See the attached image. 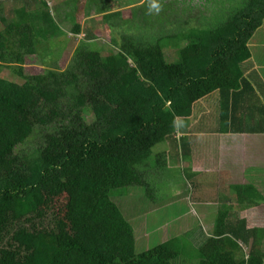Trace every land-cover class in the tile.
<instances>
[{"label": "trees", "instance_id": "16d2710c", "mask_svg": "<svg viewBox=\"0 0 264 264\" xmlns=\"http://www.w3.org/2000/svg\"><path fill=\"white\" fill-rule=\"evenodd\" d=\"M24 1L8 17L0 0V264H186L189 247L195 264H264V228L223 213L222 202L201 244L191 240L195 229L185 217L172 237L137 252L135 227L111 197L149 186L145 169L161 168L152 159L161 142L186 171L185 162L206 149L189 132H264V101L245 76L249 42L264 31V0H207L206 10L156 39L128 34L137 27L114 9L119 0H84L87 16L92 8L108 25L115 49L103 55L86 30L64 69L53 40L62 18L72 22L73 37L81 33L80 0H38L33 10L35 0ZM158 5L140 6L132 17L140 12L147 28L168 22L173 5ZM30 57L43 72L25 73ZM4 69L19 80L4 78ZM205 122L210 129H198ZM204 224L196 231L206 233Z\"/></svg>", "mask_w": 264, "mask_h": 264}, {"label": "rangeland", "instance_id": "374dc122", "mask_svg": "<svg viewBox=\"0 0 264 264\" xmlns=\"http://www.w3.org/2000/svg\"><path fill=\"white\" fill-rule=\"evenodd\" d=\"M134 4L128 3L127 0H119L117 2V6H114L115 10H121L123 15V20L126 21L127 24L133 25L137 27L135 30H131L128 32L129 35L132 33H142L146 34L147 37L151 36L152 38H158L163 35L165 32H175L178 31L176 28L182 25L187 15H197L199 10H206L208 8L207 0H135ZM155 1L160 4L164 2L165 4L171 3L173 5V13L169 15L166 20V23H154L153 27H145L141 21V17H139L140 12H136V15L132 17V12L134 9H138L140 6H145L148 9V6H153L152 4ZM26 3L24 0H2V11L1 14L4 16L10 17L12 14V9L14 7H19L23 3ZM150 3L147 5V3ZM33 5L32 10L35 7L40 8L41 3L38 0L32 1ZM50 6H58V3L55 0L49 1ZM61 6V5H60ZM91 11V12H90ZM144 11V10H143ZM147 11V10H145ZM90 15L87 16V13L84 9V0H80L78 4V10L75 11V19L81 25V33L75 37L70 32L72 28V22L70 20H66L62 18V33L56 32L59 35L58 39L55 37L53 40L57 43L58 48L62 49L60 56L57 58V65L64 69L68 62L71 60L73 55V50L79 42V39L82 38L86 32V30L92 31V41L95 44V47L102 51L103 55L107 54L109 49L112 51L115 48L110 45L112 33H110V29L107 24L102 21L97 20L96 11L92 8L89 10ZM148 12V11H147ZM57 12L53 11V15L56 16ZM61 13L60 16H62ZM163 16V15H162ZM164 17V16H163ZM99 18V17H98ZM203 18V17H202ZM201 18V19H202ZM58 19V17H57ZM200 19V20H201ZM208 19V18H207ZM204 20L202 19L201 22ZM118 22V19H117ZM196 22V21H194ZM207 24V21H204ZM188 25H192L189 23ZM187 25V26H188ZM3 27V23L0 20V28ZM116 32V31H115ZM67 34V35H66ZM116 40L119 42V33L116 32ZM180 42V41H179ZM181 44L186 43V40L180 42ZM255 50H258L257 48ZM173 50H168L167 55L169 57H173ZM256 53V51H255ZM45 65V64H44ZM44 66L43 63L37 57H30L25 61L24 71L26 74L43 72ZM11 70L4 69L2 72V76L8 80L17 81L19 78L12 74ZM86 119L91 122L92 115L89 113L86 116ZM187 126L190 125V122L185 120ZM206 124V125H205ZM203 126H200L198 129L207 128L210 129V124L205 122ZM193 127H197L196 124H193ZM163 146H166L164 150H162ZM162 152H166V155H162V157H158ZM168 153V156H167ZM153 154L157 155V157H152V159L157 163L161 168L156 171L154 169H145V180L149 184L146 188L144 186H128L122 189H118L112 197L114 202L119 206L125 218L135 227V238H136V251L141 252L149 247L159 244L164 239L172 237V233L175 229V224L180 222L182 226L185 224V220L182 222L178 219L181 217L187 216L189 220V224L192 229H195V233L200 226H202V222L198 219L201 215L199 212V207L196 205H190L189 207L184 200L178 201L180 192L184 189L188 191L190 195L194 197V192L196 191V186L199 187L200 184L204 181L210 182L212 180L218 181L220 178V174L217 172L211 171L210 166L212 165L211 156H206V161L208 164L206 166L207 170H210L208 173L205 172H192L191 168L186 169V171H181L177 167V161L172 151L169 152V149L165 142H161L158 145L154 146ZM166 156V157H165ZM211 159V160H210ZM168 161L172 162L168 164ZM149 162V160L147 161ZM162 163H165L164 165ZM151 165V164H150ZM191 167V166H190ZM161 169V170H160ZM207 172V171H206ZM206 177V180H203ZM254 180L259 182V179L253 176ZM223 179L219 180L221 184ZM157 187V189H155ZM264 191V189H263ZM222 192V191H221ZM220 192V196H221ZM196 198V197H194ZM203 199V198H202ZM208 199L212 204L206 206V208H211L208 216L210 220H213L216 214L217 206L213 204V198L209 196ZM190 212V216L187 215V212ZM179 213L181 215L179 216ZM257 216L256 214H252L250 217ZM192 217V218H189ZM252 221V220H251ZM264 221V220H262ZM188 223H186L187 226ZM179 227V225H178ZM184 228H186L184 226ZM203 232L205 233V229L203 226ZM194 245L197 246L201 244L200 237L195 236L191 238ZM186 254L182 255L181 258L185 259L186 264H195L196 261L192 260V248H188Z\"/></svg>", "mask_w": 264, "mask_h": 264}, {"label": "crops", "instance_id": "0c3cea01", "mask_svg": "<svg viewBox=\"0 0 264 264\" xmlns=\"http://www.w3.org/2000/svg\"><path fill=\"white\" fill-rule=\"evenodd\" d=\"M262 28L249 42L252 65L245 72V76L253 81L257 94L264 101V31ZM256 48L258 50H255ZM201 131L205 132H189V137H203L206 140V149L198 150L193 154V159L185 162V165L191 166L195 170L194 172L208 173L210 171L206 169L208 161L206 163L201 161L208 153V156L213 159L209 169L220 174V178L217 182L212 180L208 184L204 181L199 187L196 186L194 192L196 198L186 190L181 191L178 198L179 202L185 199L188 207L189 203L198 206L201 214L200 220L207 222V225L204 224L207 229L206 233L203 231L196 233V236L200 237L199 242L212 232L214 218L210 220L208 214L211 208H206L212 203L208 199H204L209 196L213 198V204L216 206L222 202L223 213L232 214L237 219L245 218L250 226L264 228V221H262L264 220V201H261L264 199V132L213 133L211 130ZM183 132L179 131L178 136L183 135ZM253 176L258 178L259 182L254 180ZM220 179H223L221 184L219 183ZM203 180H206V177ZM247 185H252V189L255 191L245 192ZM234 186L242 187L243 191L235 189ZM252 214L257 216L251 218ZM187 215L190 216L189 211ZM185 217L187 218V216ZM185 217L178 220H183ZM178 234L179 232L175 233V235Z\"/></svg>", "mask_w": 264, "mask_h": 264}, {"label": "clouds", "instance_id": "9594fccd", "mask_svg": "<svg viewBox=\"0 0 264 264\" xmlns=\"http://www.w3.org/2000/svg\"><path fill=\"white\" fill-rule=\"evenodd\" d=\"M153 7L157 9V11L159 10V5L158 4H153Z\"/></svg>", "mask_w": 264, "mask_h": 264}]
</instances>
